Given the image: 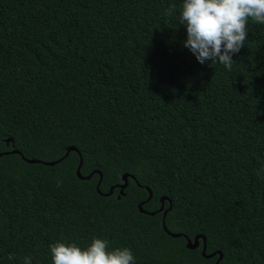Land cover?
<instances>
[{
  "label": "trees",
  "instance_id": "1",
  "mask_svg": "<svg viewBox=\"0 0 264 264\" xmlns=\"http://www.w3.org/2000/svg\"><path fill=\"white\" fill-rule=\"evenodd\" d=\"M181 4L0 0V264L93 236L135 264H264V25L231 71L201 64Z\"/></svg>",
  "mask_w": 264,
  "mask_h": 264
},
{
  "label": "clouds",
  "instance_id": "2",
  "mask_svg": "<svg viewBox=\"0 0 264 264\" xmlns=\"http://www.w3.org/2000/svg\"><path fill=\"white\" fill-rule=\"evenodd\" d=\"M175 5L166 9V15L175 16L186 27L184 46L197 61L204 64L219 62L229 71L238 53L248 39V24L252 21L264 25V0H182L178 10ZM264 166L257 173L264 179ZM62 182L58 181V186ZM52 264H135L129 247H109V242L93 236L91 242L81 247L76 242L58 240L49 244ZM11 261L15 259L9 255ZM23 264H32L26 255Z\"/></svg>",
  "mask_w": 264,
  "mask_h": 264
},
{
  "label": "water",
  "instance_id": "3",
  "mask_svg": "<svg viewBox=\"0 0 264 264\" xmlns=\"http://www.w3.org/2000/svg\"><path fill=\"white\" fill-rule=\"evenodd\" d=\"M7 141L9 140V139H6ZM70 150H76L77 152H78V150H77V148L76 147H74V146H69L68 148H67V151H66V153H65V155H67L68 154V152L70 151ZM8 151H6L5 153H7ZM12 152H19L18 150H16V149H13L12 150ZM1 155V154H0ZM64 155V156H65ZM80 155V154H79ZM27 161H29V162H39L40 160H37V159H27V158H25ZM55 161H45L44 163H46V164H53ZM81 165H82V158H81V156H80V163H79V165H78V167H77V170H76V172H77V174H78V176H81L80 175V167H81ZM101 175V174H100ZM128 173H124L123 175H122V178H123V182L121 183V184H118V187L120 188V190H119V193L120 194H122L123 193V189L126 187V185H127V183H128V179H127V177H128ZM91 176V174H88L87 176H81L82 178H89ZM99 184H100V181L98 182V184H97V190L99 191ZM112 190H113V186H111L110 187V189H109V191L107 192V193H105V194H110L111 192H112ZM151 195V191L149 190V196ZM165 199H168V201H169V205H168V207L166 208V209H164V200ZM140 206V205H139ZM171 208V201H170V199L167 197V196H162L161 197V206H160V208H159V210H163V218H162V225H163V228L165 229V231L166 232H168L169 234H171L172 236H179V235H181V233H172V232H170L167 228H166V226H165V220H164V218H165V215H166V213H167V211L169 210ZM140 210L142 211L143 209L140 207ZM149 213H151V214H154L155 212L154 211H152V212H149ZM199 238H201L202 239V254L204 255V256H211V255H213L214 253H211V254H206L205 253V250H206V243H205V237L204 236H201V235H196L195 237H194V239L193 240H191L189 237H186V239H187V247L188 248H196L197 246H199Z\"/></svg>",
  "mask_w": 264,
  "mask_h": 264
}]
</instances>
